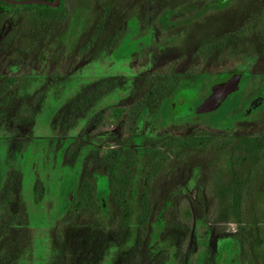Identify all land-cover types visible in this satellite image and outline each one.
Segmentation results:
<instances>
[{
  "label": "rangeland",
  "instance_id": "rangeland-1",
  "mask_svg": "<svg viewBox=\"0 0 264 264\" xmlns=\"http://www.w3.org/2000/svg\"><path fill=\"white\" fill-rule=\"evenodd\" d=\"M175 1L180 5L175 4L174 8L170 5L167 6L162 0H115L114 17L112 16L111 21L107 23L108 26L100 34L97 47L88 55L82 54L80 57L74 51L75 45H77L78 40L84 41L86 39V31L93 30L97 26L98 19L102 17L113 1L69 0V11L67 10L65 15H63L64 7L60 11H50L48 27L41 28V31L37 27L32 28L27 25V29H24L25 33L21 29L19 30L20 33L16 35L17 37H25L24 41L27 43L33 42L37 49H33L34 53H31L30 47L23 50L18 49L17 43L14 46L8 45L7 51L0 57V78L10 73V67L17 66L21 69L18 74L17 85L19 87L7 100L16 102L27 100L36 91L38 87L36 84H46L45 80L49 78V75H52V72H61L63 76H67L68 81L70 78L74 81L77 80L78 86L82 78L113 76L131 80V78L140 77L149 68L148 63H150V67L158 68L164 61L158 52H153L148 61L144 48L145 46L147 48L150 38L158 37L162 46L168 44V46L173 47L172 50L176 49V51L168 49L164 53L165 57L174 53H181V49L197 50L205 43L215 42L224 34H229L232 29L247 26L248 22H254L264 8V0H234L230 6L226 5V0ZM187 2L198 5L199 9L209 3L211 4L210 8L206 10L204 8L202 11L195 9L184 15L178 14L184 8V3ZM62 4H64L63 1ZM172 9H176L175 15L172 16L173 20L183 23L194 20L193 26L190 28L188 24H181L173 29L160 28V17ZM41 26L43 27L45 24H41ZM3 31L0 29V37L3 35ZM38 34L42 35L39 36ZM117 34L119 37L121 36L118 44L114 43V37ZM37 36L39 39H36ZM261 37H264V34ZM44 39L47 40L48 44L45 43L40 48L43 41L45 42ZM61 44L63 49L58 48ZM255 48L256 41H249L242 45L234 44L228 49L225 48L224 55L221 54L209 59L202 67L204 68L203 72L233 71L242 66L251 68V62H255ZM190 65L191 62L187 59L183 67L178 69L183 72ZM255 68L256 65L254 64L252 70L255 71ZM254 94L255 85L247 91L246 95L248 99H251ZM122 96L124 95H120L116 91L106 101L110 100L111 102V100ZM176 109L179 110L178 106ZM119 112H107L105 116L112 118L108 121L109 125L96 136H88L91 140L86 141L88 144L86 145L87 154L91 153V148H93L99 152L100 156H104L113 149L118 152H125L127 156L135 153L143 158L153 148L150 144L160 146L164 142V137L189 136L204 131L215 136L226 135L225 132L218 129L204 128L205 125L200 126L205 122H201L198 128L191 125L162 126L158 124L156 126V123L153 125L151 123L150 130L143 131L144 138L141 140L129 139L125 138L121 129L117 127ZM258 115L260 116L259 119L253 116L244 123H236L231 134L242 138L260 136L259 144L264 148V111ZM149 116L151 117V113ZM197 116V113L188 115L189 122L196 125L198 123ZM203 118L206 119V117ZM88 126L86 133L93 134L90 130L93 125ZM53 131L57 134L56 136L61 137L69 134L66 131ZM43 136L45 138L55 136L49 131L45 119H39L36 125L22 126H17L11 121L4 125L0 120V137L2 138L0 139V158L6 159L5 164L8 169L7 172L5 171L6 173H3L6 176L5 179H0V183L2 182L0 188V264H35L39 260L40 256L35 252L34 240L36 238L48 239L56 217L60 216L61 205L58 204V197L60 191L68 186V183L65 184L64 182L67 175L76 174V181L78 180L79 175L76 166L63 162L59 165L60 168L52 167L56 163L52 158L56 150L51 152V146L53 148L55 143L61 141H33L35 137L41 138ZM101 142L109 143L103 145ZM14 144L23 145L22 153L17 156L13 154ZM55 149L59 151L58 147ZM229 153L227 150H220L216 156L212 151L213 155L209 158L205 157L206 160L204 161H199L196 153L191 154L183 158L174 168L171 166L170 172L163 171L165 177L161 174V178L153 182L150 189L147 190L148 199L151 202L148 223L149 225L159 224L168 215L166 204H176V213L179 215L178 222L182 224H180L182 229L177 232L183 234L184 237L183 255L186 257L185 259H188L190 255L203 253L208 257L207 262L209 264H225L227 261L225 260L226 247H229L233 251L234 264H264V198L258 195L250 199L249 204L247 203L244 207L247 194L238 193V196L235 197V194L232 195L234 190L231 191L232 183L229 180L221 181V166L224 167L227 178L233 176L234 170L229 166ZM260 156L258 154L250 160L247 163L249 166L245 174L241 173L243 177H246L243 180L249 181V184L254 181L264 182V158L258 159ZM214 158H220L222 165L216 166ZM81 159L83 158L81 157ZM119 162L122 165L121 171L128 168L124 163L125 157L122 156ZM60 169L65 172L62 173ZM143 169V166H134L132 171H136L135 177L131 178L130 183L128 182V198L131 206L136 210V216L141 209H144L143 202L146 200L141 196L143 192ZM239 176L241 177V175ZM84 177L86 178L85 174ZM93 177L95 181L98 179L100 190H103L106 184V176L98 174ZM198 181L211 183V189L206 185L203 187V200L197 198L198 188L194 183ZM94 194H97V188ZM65 196L63 193V199ZM9 199H12L13 202L17 201L11 206L8 203ZM235 199L238 201L239 209H241L240 217L243 218L242 222H244L242 224L237 223V217L230 221L227 220L231 217L230 215L222 218L220 214L219 202L230 204ZM95 210L96 208L91 206L89 214L102 217ZM232 210L234 212V208H231L230 211ZM83 222L85 223V219ZM41 225L50 228L35 229L40 228ZM198 226L201 227L200 231ZM2 229L6 230L3 232ZM75 232L74 230L73 233ZM159 232V230L153 229L151 235L154 240L158 237ZM32 235L34 237H31ZM30 237L33 244L30 242L31 246L27 248L29 241H31ZM185 262L184 264H194V261L189 263L186 260Z\"/></svg>",
  "mask_w": 264,
  "mask_h": 264
},
{
  "label": "trees",
  "instance_id": "trees-1",
  "mask_svg": "<svg viewBox=\"0 0 264 264\" xmlns=\"http://www.w3.org/2000/svg\"><path fill=\"white\" fill-rule=\"evenodd\" d=\"M112 1L110 7H108L102 17L98 19L97 26L93 30L91 29L92 31H86V39L84 41L82 39L78 40L77 45H75L76 49L74 51L79 57L82 54L88 55L97 47L100 34L108 26L107 23L111 21L113 12H115V0ZM164 1L167 6L170 5L174 8L175 4L177 6L180 5L175 0ZM69 5V0H65L63 15L67 13ZM190 5H192L190 2L184 3L181 14H185L187 11L191 10L188 8ZM172 10L175 11L176 9ZM46 16L44 19L41 17L38 19L36 27L40 30L49 25L50 21ZM29 20L30 19H27V21ZM41 24H45V26L42 27ZM251 27L253 26L248 25L245 30L253 32V28ZM38 35L41 36L42 34ZM240 36L238 28L232 29L230 34L220 37L207 46L198 47L195 51L189 50L188 53L194 54L193 57L197 59L196 62H200V56H202L205 61L209 54L222 53L225 48L228 49L234 44H239V40L241 39ZM120 38L121 36L119 37L117 34V36L114 37V43L118 44ZM44 40L45 42L43 41L40 48H42L45 43L48 44L47 40ZM152 41L155 42L154 38H152L151 42ZM79 46L81 47L80 49ZM60 47L63 49L62 44L58 48ZM41 51L43 52V49ZM188 53L182 52L184 55ZM177 54L181 55L180 52ZM182 59L183 57L181 56L168 57L165 68L168 72H175L178 63ZM200 64L201 63H198L197 67H193L191 72H200ZM168 74L166 78H162L158 72H154L138 82H134V88L133 91L129 93V99L132 93L131 96H133V100L140 104H137L133 108L134 112L131 115L129 124L135 127V131H137V122L142 118V116L138 114L139 109L142 110L143 107L141 103L149 101L151 106L150 113L152 125L155 123L156 126L158 124L162 126L191 125L198 128L201 122H205L204 124H200V126L205 125L204 128L218 129L225 132L227 136H215L210 134V132L204 131L189 136L164 137L162 145L157 146L150 144L153 148L149 151L147 156L143 158L135 153L127 156L125 152H113L112 154L109 153L108 157H103L98 161L95 151L88 154L86 153L85 186L75 195L72 194L74 200L70 204L71 209H68V207L65 209L64 205L61 204L59 209L60 216L56 217L54 227L51 228L48 239L40 240L36 238L34 240L35 252L40 256L35 264H97L100 261L110 262L109 264H184L186 260H188L189 263L194 261V264H209L207 262L208 257L203 253L190 255L188 259H185L186 257L183 255L184 237L183 234L178 233L182 229L180 227L182 224L178 222L179 215L176 213V204L167 203V217L161 220L157 225H149L148 217L149 212L151 213V202L149 200L146 201L148 199L147 190L150 189L153 182L161 178V174L165 177L163 171H166V173L170 172L169 169H171V166L174 168L175 165L186 156L196 153L198 160L204 161L206 160L205 157L209 158V156L213 155L212 151L217 156L216 153H220V150H227L230 152L229 166L234 170L231 178L226 177L224 167L221 166L222 162L220 158H214V160L216 161V166H221V181L229 180L232 183L233 187L231 191L234 190L232 195L235 194L234 196L236 197L238 196L240 182L243 181L244 178L246 179L243 175L249 166L247 163L258 154L259 156L261 155V158L259 157L258 159L264 158V148L258 143V140L254 138H242L231 134L233 126L236 123L240 124L241 111L239 107V95L235 94L231 96L216 112L203 115L204 113L199 112V107L203 103L201 92L205 88L199 87V84H193L181 92H169L166 87V83L170 78V74ZM80 81L81 83H85L86 88L84 90V95L87 110L90 111V113L94 112L97 107L96 104L105 102L112 93L114 94L116 92V89L122 92L123 89L121 88L124 87V84H127L125 81L121 82L120 78L113 76L82 78ZM16 83L17 82H7L6 86L16 85ZM69 83L70 85H78L77 80L74 81L72 78H70ZM207 88L209 91L211 86ZM177 92L178 94H176ZM44 94H46L45 90ZM76 94L74 100L78 103L81 95L79 91H77ZM164 95H168L169 97L167 96L165 98L166 104L163 105ZM177 97H180L185 102L182 105H178L179 110L176 109L177 105L175 106L173 104ZM192 113H197L198 115V123L196 125L189 122L190 118L188 115ZM203 117H206V119ZM71 143L73 142L65 144L68 157L67 155L63 157L60 154L58 163L65 162L67 158L70 161L71 157H76V155L73 154L78 152L80 143ZM122 156L125 157L124 163H126L128 168L121 171L122 165L119 161ZM75 160L76 158L70 161V164L76 166V169H79V161ZM133 165H140L144 168L142 178L143 192L141 196L146 200L143 202L144 209H141L137 216L135 215V208H133L130 201L127 200L129 197L128 182L130 183L131 178L135 177L136 172L132 171ZM116 169H118V171H116ZM197 170L199 171V169ZM98 174L106 176V184L103 190H100L101 187L99 186L98 179L95 181L93 177ZM239 175H241V177ZM164 177L162 178L163 180ZM71 180L76 181L75 175L72 176ZM65 181L67 182V180ZM96 188L97 194H94ZM65 195L63 202L70 203L68 198L69 195ZM83 198L86 199L85 211H80L79 203ZM9 200L8 203H10L11 206L15 204V202L11 201L12 199ZM219 203L222 218L230 215L231 217L227 220L231 221L232 218L237 217V223H244L242 222L243 218L240 217L241 209H239L240 206L236 199L230 204L225 202L224 204H221V202ZM91 206L95 207V211L102 217L89 214ZM231 208H234V212L233 210L230 211ZM84 216H86V218H84ZM83 219H85V223ZM7 228L8 226L6 229ZM44 228L50 227L41 225L40 228L35 229L42 230ZM153 229L160 231L155 240L151 235ZM200 229L201 227L198 226L199 231ZM74 230L76 231L75 233H73ZM31 237H34V235ZM31 237L29 243L31 242L33 244ZM35 237L37 236L35 235ZM29 243L27 248L31 246V243ZM158 247L160 248L158 249ZM225 260H227L225 264H234L235 261L233 251H231L229 247H226Z\"/></svg>",
  "mask_w": 264,
  "mask_h": 264
},
{
  "label": "flooded vegetation",
  "instance_id": "flooded-vegetation-1",
  "mask_svg": "<svg viewBox=\"0 0 264 264\" xmlns=\"http://www.w3.org/2000/svg\"><path fill=\"white\" fill-rule=\"evenodd\" d=\"M47 2L49 4L44 3H36V2ZM62 1L64 4H62ZM164 2V0H162ZM234 0H226V5L230 6L231 3ZM210 4H207L206 6L202 7V9H199L198 5L192 4L188 8L191 9L187 11L185 14L192 12L195 9H199L200 11L203 10V8L209 9ZM213 4V3H212ZM65 5V0H0V29L4 30L3 35L0 37V57L2 54H4L7 49L8 45H17L18 43V49L23 50L29 48L31 53H34V50L36 49V45L34 43H27L24 41L25 37H17L16 35L20 33L19 30H23V33L26 31L24 29H27V25L31 26L32 28L36 27V24L38 22V19L41 17L44 19V17L51 16L49 14L50 11H60ZM183 10V9H182ZM69 11V9H68ZM172 12V13H171ZM176 10H168L163 16H161L159 21L160 28H177L178 25H186L188 24V27H192L194 20H191L190 22L183 23L178 20H173L172 16L175 15L174 13ZM208 12V11H207ZM178 14H181L178 13ZM184 15V14H181ZM27 19H30L27 21ZM49 19V18H48ZM50 20V19H49ZM252 21V20H251ZM254 25L251 28H254L253 32L250 30H245L248 25ZM34 25V26H33ZM158 26V27H159ZM187 27V29H189ZM17 30V31H15ZM240 32V40L239 44H247L249 41H256V48H255V62H251V68L249 66H242L238 67L233 71H220V72H213V73H207L203 72L202 68L210 58L219 56L223 53H214L209 54L208 57L205 59L202 56H200V62H196V58L193 57L194 54H182V52L186 53L189 50L181 49V55H178L176 53L165 57L164 53L168 51V49L172 50V46L163 45L160 43V39L158 37H154L155 42L148 41L147 48L145 46V56L147 55L148 61L150 57H152L153 52H158L160 54V58H162L163 64L159 66L158 68L150 67L147 68V70L142 73L140 77L137 78H120L121 82L127 83L124 84V87L120 95H124L122 97L116 98L115 100H108L105 102H99L97 107L95 108L93 113H90V111L87 110L86 106V100L84 95L85 90V83H80L78 85L71 86L70 80L68 81L67 76H63L61 72H52V75H49L45 81L46 84L37 85L36 91H34L31 95L29 100L24 101H9L7 98H11L14 92L17 90L19 85L18 79H19V72L21 69L17 66L10 67V73L6 76H2L0 78V120L4 125L8 122H14L17 126L22 125H36L39 121V119H45L49 131L54 134L55 136L45 138L44 136L41 138L35 137L33 141L38 140H49V141H58L60 140V143H55L54 147L50 151L53 152L56 150V153L52 155V158L55 160L56 163L53 164L52 167L60 168L59 165L61 163H58L60 154L64 157L67 155L68 151L65 148V144L69 142H73L71 144H76L77 142L80 143L79 150L77 153H74L73 155H76V157H71L70 161L74 160L79 161V169H78V180H71L72 175L69 174L66 177V183H68V186L63 188L60 191V196L58 197V204H63L65 209L68 207V209L71 207V203L74 200L73 195H75L78 191L82 190V188L85 186V177L86 176V141H89L90 136H96L98 133H101V130L109 125L108 121H110L112 118H107L105 114L107 112H119L118 117V123L117 127L121 129L122 135L125 136V138L134 139V140H141L144 138L143 131L150 130V102H142V110L139 109L138 114L139 116H142L139 122H137V131H135V127L133 125L129 124V120H131V115L133 114V108L140 104L138 102H135L133 100L132 93L130 95L129 99V93L133 91L134 88V82H138L142 78L151 75V73L158 72L159 75L162 78H166V75L168 74L170 76L169 80L166 83V87L168 88L167 91H183L185 88L193 85V84H199V87L205 88L201 92V96L203 97V101L211 94L213 89L218 86L221 83H224L228 80H230L234 76H240V82L235 90L234 93H232L228 98L222 103V105L233 95L237 94L239 95V107H240V123H244L251 119L253 116L256 118H260L258 114H261L262 111H264V37H261V35L264 34V8L263 11L260 12V14L255 18L254 22H248L247 26H241L238 28ZM19 31V33H18ZM230 34V32H229ZM171 35V34H170ZM227 34H224L223 36H226ZM221 36V37H223ZM220 37V36H218ZM22 39V40H21ZM38 39V37L36 38ZM149 39V38H148ZM219 39V38H218ZM204 41V40H203ZM167 43V42H166ZM211 43V42H210ZM255 43V42H254ZM30 45V46H28ZM156 45L154 48L153 46ZM209 45V43H205L204 46ZM187 48V45H185ZM192 48V47H191ZM192 50V49H190ZM172 51H176L172 50ZM195 51V49L193 50ZM37 54V53H36ZM34 55V54H33ZM39 55V54H38ZM184 55V56H183ZM177 57L181 56L183 59L178 63L177 69L175 72H168V70L165 68L166 62L168 57ZM226 56V55H225ZM189 59L191 62V65L189 68H186L183 72L179 71V67H183L184 62ZM251 61H253L251 59ZM198 63H201L200 66V72H191V69L193 67H197ZM256 65L255 71L252 70V67ZM20 66V65H19ZM256 72V73H254ZM13 75V76H12ZM15 75V76H14ZM33 77H35L33 75ZM65 79V80H64ZM68 81L66 84L62 82ZM255 83L253 84V82ZM7 82H17L16 85L6 86ZM255 85V94L251 99L247 98V91ZM208 86H211L210 90L208 91ZM66 88V89H65ZM166 89V88H165ZM44 90L46 91V94H44ZM119 90V89H118ZM79 91V94L81 95L80 100L75 102L74 98L76 97V92ZM82 94H81V93ZM178 94V92L176 93ZM168 96V95H167ZM164 95V100L162 104H166L165 98L167 97ZM169 97V96H168ZM185 102L180 97L173 102V104L176 106L182 105ZM161 105V104H160ZM221 105V106H222ZM220 106V107H221ZM219 107V108H220ZM218 108V109H219ZM217 109V110H218ZM215 111L204 113L206 114H212ZM160 112V108H159ZM94 114V115H92ZM41 117V118H39ZM92 124V128L90 129L93 134L86 133L88 130V125ZM136 126V125H135ZM53 130H57L59 132L66 131L69 132L66 136H56L57 134L54 133ZM147 135V134H146ZM145 135V137H146ZM89 136V137H88ZM99 136V135H98ZM0 139H2L0 137ZM254 139L258 140V143L260 142L261 138L260 136H255ZM110 141V140H109ZM103 143V142H101ZM109 142H104L103 145L107 144ZM58 147L59 151L55 149ZM13 154L17 156L18 154L22 153L23 145L22 144H14L13 146ZM92 151H95L93 148H91ZM117 153L118 151L111 149L107 154L104 156H100L98 151H95L97 154L96 159H102L103 157H108L109 153ZM83 159H81V157ZM68 157V155H67ZM4 158H0V179H5L6 176H4L3 173H6L8 171L7 166L5 164ZM69 159L67 158L65 160L66 163L70 164ZM72 165V164H71ZM61 170V169H60ZM6 171V172H5ZM62 171V170H61ZM118 171V169H116ZM65 171H62V173ZM65 175V174H64ZM76 177V174H75ZM64 179V176H63ZM194 185H197L198 191H197V198L202 199V195L204 194V188L205 185L211 189V183L206 182H195ZM2 186V182L0 183V188ZM201 186V187H200ZM107 187V186H106ZM38 188V186H37ZM201 188V189H200ZM64 190V191H63ZM38 188V192H39ZM66 191V192H65ZM68 194L69 195V202L66 203L63 202L62 194ZM239 194H247L246 197V203L244 206L249 204L250 199L257 197L258 195L264 198V182L262 181H254L251 184H249V181L243 180L240 182L239 187ZM73 194V195H72ZM213 197V196H212ZM196 198V199H197ZM216 198V197H213ZM195 199V198H194ZM195 199V200H196ZM15 200V198H14ZM61 200V201H60ZM129 201L130 199L127 198ZM149 200V199H148ZM203 200V199H202ZM17 201V200H16ZM15 201V203H16ZM80 204V211H85V204L86 199L83 198L81 200ZM71 209V208H70ZM245 211L247 213V209L245 208ZM3 232L5 230H2ZM110 262L100 261L97 264H109Z\"/></svg>",
  "mask_w": 264,
  "mask_h": 264
},
{
  "label": "water",
  "instance_id": "water-1",
  "mask_svg": "<svg viewBox=\"0 0 264 264\" xmlns=\"http://www.w3.org/2000/svg\"><path fill=\"white\" fill-rule=\"evenodd\" d=\"M49 4L47 2H36ZM240 82V76H234L230 80L216 86L211 94L203 101L199 107L200 113H207L217 110L222 103L235 92Z\"/></svg>",
  "mask_w": 264,
  "mask_h": 264
}]
</instances>
